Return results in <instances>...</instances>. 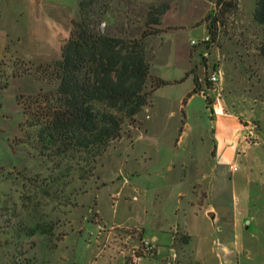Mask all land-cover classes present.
I'll return each mask as SVG.
<instances>
[{"label": "rangeland", "instance_id": "374dc122", "mask_svg": "<svg viewBox=\"0 0 264 264\" xmlns=\"http://www.w3.org/2000/svg\"><path fill=\"white\" fill-rule=\"evenodd\" d=\"M78 1L0 0L5 30L17 19L34 28L29 42L19 43L27 39L23 30L11 31L13 41L0 60V88L7 87L0 89V264H264V25L254 17L259 0H236L238 9L222 18L209 44L203 43L209 35L205 18L217 14L215 6L207 13L208 4L193 10L192 0H107L114 29L134 37L145 29L151 5L170 4L157 27L163 35L148 43L152 75L169 84L154 93L137 127L128 128L132 137L114 142L96 165L51 157L38 138L41 128L24 112L56 87L50 67L61 59L56 41L69 38ZM181 25L182 32L164 34ZM218 67L222 85L209 94ZM194 73L207 102L200 93L188 97L196 87ZM219 92L225 112L252 129L227 123L217 136L220 127L209 107ZM210 183L213 193L205 198L201 191ZM223 214L235 222L234 241L219 231ZM187 235L193 242L189 237L185 243ZM146 240L157 246L155 255L141 253Z\"/></svg>", "mask_w": 264, "mask_h": 264}, {"label": "trees", "instance_id": "16d2710c", "mask_svg": "<svg viewBox=\"0 0 264 264\" xmlns=\"http://www.w3.org/2000/svg\"><path fill=\"white\" fill-rule=\"evenodd\" d=\"M215 7L217 14L205 18L213 41L222 18L234 13L238 2L216 0ZM170 10L168 3L151 5L145 29L134 37L114 29L107 0L78 1V17L61 46V59L50 66L55 89L34 99L35 109L24 108L25 115L41 128L38 138L51 157H78L96 165L114 142L132 137L128 128L137 127L154 93L169 84L152 75L148 43L162 34L157 27ZM254 17L264 25V0L257 2ZM195 83L189 98L200 93L197 78Z\"/></svg>", "mask_w": 264, "mask_h": 264}, {"label": "crops", "instance_id": "0c3cea01", "mask_svg": "<svg viewBox=\"0 0 264 264\" xmlns=\"http://www.w3.org/2000/svg\"><path fill=\"white\" fill-rule=\"evenodd\" d=\"M38 0H36V2H37ZM215 0H192L191 2L189 1V3H190V6L193 8V10H197V9H199V7L201 6V5H207L208 4V6H209V9L208 10H206L207 11V13L208 12H210L212 9H211V7H214L215 6V2H214ZM34 2H35V0H34ZM18 5H19V3H18ZM11 6L12 7H15V3H13V4H11ZM18 7V6H17ZM17 12V11H16ZM206 13V14H207ZM18 16H20V14H19V12H18ZM206 16V15H205ZM61 24H62V22L60 21V22H58L57 23V21H56V26L58 25L59 27H60V29H61ZM31 25V24H30ZM28 23H25V22H23V21H21V19H17L16 21H15V23H14V25L11 27L12 29H11V31H16L17 32V30H23V32L24 33H26V36H27V39H22L21 41H19V43H21V42H29V39H30V34H33V32H34V28H33V26H30ZM205 25H206V30H205V33H208V27H207V23H205ZM174 26H176V25H174ZM180 26V25H179ZM183 30H185V27H183L182 25H181V29H176V28H171V31H169V32H167V33H164V34H170V33H180V32H182ZM10 30H5L4 28H3V26H2V20L0 21V60L4 57V54H5V45H7V43L9 42V40L11 39V41H13V39H12V34L10 33L11 32ZM163 34H161V36H162ZM64 36V35H63ZM67 37H68V35H66L65 34V37H63V39L66 41L67 40ZM61 42H63V40L61 39V40H58V41H56V47L58 48V47H61V45H60V43ZM23 48H26V47H23ZM16 49H19V44H18V46H17V48ZM206 55V54H205ZM193 59V57L192 58H190V60H192ZM206 60H207V58H206ZM207 67H208V65H207ZM207 69V68H206ZM218 69V72H219V74H220V82L218 83V84H220V85H222V71L219 69V67L217 68ZM193 69L192 68H188L187 69V74H186V76H187V78L188 77H190V76H192V71ZM198 71V70H197ZM194 76L198 79V81H199V90H200V94L204 97V98H206V102H207V97H209V96H207L206 94L204 95L203 93H205V91L204 90H202V85H201V80H200V78H199V74H195L194 73ZM217 85V84H216ZM215 86H213V85H208L207 86V91H208V93L210 94V93H215L216 91L215 90H213V88H214ZM216 88V90H218L217 89V87H215ZM193 97H191V98H189V99H192ZM208 105V104H207ZM209 107V106H208ZM209 109H210V111H211V107H209ZM211 113H212V111H211ZM213 115V114H212ZM213 117L216 119V121H215V125H216V127L217 126H219L220 127V129H219V131L217 130V136L220 138L221 137V135H222V129H223V127L227 124V123H232V124H234L235 126H237L238 128H237V130H239V128H242V124L245 126V129H252V126H251V124L249 123V122H245L243 119H241V118H239V117H237V116H233L232 114H225V115H222V116H214L213 115ZM220 141V140H219ZM218 148H219V145L217 146ZM206 179H208L209 178V176H207V177H205ZM213 184V183H212ZM199 186V185H198ZM213 186L211 185V183L209 184V186L205 189V190H203V191H201V192H203V193H205L206 194V197L205 198H210V196H212V193H213ZM195 189H197V186L195 187ZM210 210H213V208L212 209H210ZM215 218H217V215H215ZM222 220H223V227H221V228H219V231H223L225 234H224V237H225V240H228V241H234V240H236V235H235V233H234V229H235V227H236V225H235V222H234V220H232V219H230V218H228V216L226 215V214H223L222 215ZM225 230V231H224ZM188 237H190L189 235H187ZM191 238V240H192V242H193V237L191 236L190 237ZM153 242H156L157 241V239H155V238H153V240H152ZM173 245H174V243L172 244V246H171V248L172 249H174L173 248ZM179 251H180V255H181V257L182 256H186V248L184 247V248H181V249H179ZM225 252H227V253H232V250H230V249H228V248H226L225 247ZM172 255H173V258L175 259H177V251H172ZM192 262V261H191Z\"/></svg>", "mask_w": 264, "mask_h": 264}, {"label": "built area", "instance_id": "2783aa9c", "mask_svg": "<svg viewBox=\"0 0 264 264\" xmlns=\"http://www.w3.org/2000/svg\"><path fill=\"white\" fill-rule=\"evenodd\" d=\"M212 42V38L210 35L206 36L203 40L204 44H209ZM193 45H196V42L193 41L192 42ZM220 82V74L219 72L217 74H212V76L209 78V84L215 86L216 84H218ZM213 90H215L216 92H218L219 90H216V88L214 87ZM205 95V93H203ZM217 98L216 101H212L210 100V107H211V111L212 114L214 116H222L225 115L226 112L224 110L223 104H222V97L220 92L217 93ZM157 246L152 242V241H144L142 246H141V253L143 254V256H152L155 255L157 253Z\"/></svg>", "mask_w": 264, "mask_h": 264}, {"label": "water", "instance_id": "95a60500", "mask_svg": "<svg viewBox=\"0 0 264 264\" xmlns=\"http://www.w3.org/2000/svg\"><path fill=\"white\" fill-rule=\"evenodd\" d=\"M210 217L212 218V219H215V214H210Z\"/></svg>", "mask_w": 264, "mask_h": 264}]
</instances>
